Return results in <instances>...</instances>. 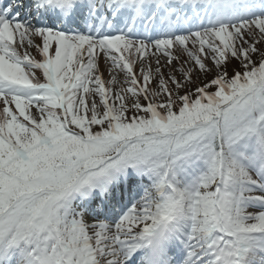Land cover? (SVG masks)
<instances>
[{
  "label": "snow or ice",
  "instance_id": "snow-or-ice-1",
  "mask_svg": "<svg viewBox=\"0 0 264 264\" xmlns=\"http://www.w3.org/2000/svg\"><path fill=\"white\" fill-rule=\"evenodd\" d=\"M0 264H264V0H0Z\"/></svg>",
  "mask_w": 264,
  "mask_h": 264
},
{
  "label": "rangeland",
  "instance_id": "rangeland-1",
  "mask_svg": "<svg viewBox=\"0 0 264 264\" xmlns=\"http://www.w3.org/2000/svg\"><path fill=\"white\" fill-rule=\"evenodd\" d=\"M35 54V53H34Z\"/></svg>",
  "mask_w": 264,
  "mask_h": 264
}]
</instances>
